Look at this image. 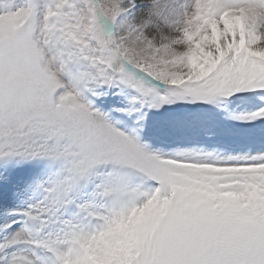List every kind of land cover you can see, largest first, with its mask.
<instances>
[{"label":"snow or ice","instance_id":"obj_1","mask_svg":"<svg viewBox=\"0 0 264 264\" xmlns=\"http://www.w3.org/2000/svg\"><path fill=\"white\" fill-rule=\"evenodd\" d=\"M0 264H264V0H0Z\"/></svg>","mask_w":264,"mask_h":264}]
</instances>
